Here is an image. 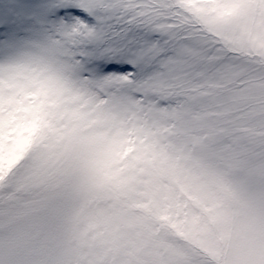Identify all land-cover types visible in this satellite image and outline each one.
<instances>
[{"label": "snow or ice", "instance_id": "1", "mask_svg": "<svg viewBox=\"0 0 264 264\" xmlns=\"http://www.w3.org/2000/svg\"><path fill=\"white\" fill-rule=\"evenodd\" d=\"M165 194L264 264V0H0V264H187Z\"/></svg>", "mask_w": 264, "mask_h": 264}, {"label": "rangeland", "instance_id": "2", "mask_svg": "<svg viewBox=\"0 0 264 264\" xmlns=\"http://www.w3.org/2000/svg\"><path fill=\"white\" fill-rule=\"evenodd\" d=\"M162 249L173 252L187 264H198L200 254L215 243L212 231L203 226L200 212L185 207L167 194L160 197L154 215L145 221Z\"/></svg>", "mask_w": 264, "mask_h": 264}]
</instances>
